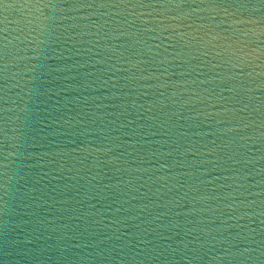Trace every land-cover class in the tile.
<instances>
[{
	"label": "water",
	"instance_id": "95a60500",
	"mask_svg": "<svg viewBox=\"0 0 264 264\" xmlns=\"http://www.w3.org/2000/svg\"><path fill=\"white\" fill-rule=\"evenodd\" d=\"M0 264H264V0H0Z\"/></svg>",
	"mask_w": 264,
	"mask_h": 264
}]
</instances>
